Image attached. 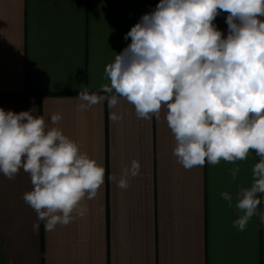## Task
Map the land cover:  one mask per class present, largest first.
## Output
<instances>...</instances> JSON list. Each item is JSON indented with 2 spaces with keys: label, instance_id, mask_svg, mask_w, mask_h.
<instances>
[{
  "label": "crops",
  "instance_id": "0c3cea01",
  "mask_svg": "<svg viewBox=\"0 0 264 264\" xmlns=\"http://www.w3.org/2000/svg\"><path fill=\"white\" fill-rule=\"evenodd\" d=\"M159 0H0V108L32 110L60 127L105 168L97 196L82 202L83 217L46 231L23 200L32 190L23 171L9 180L0 174V264H264V225L253 216L244 231L236 193L253 182L259 162L184 169L173 156L175 138L165 120L138 119L121 99L110 110L105 100L78 110L84 88L105 95V67L131 43L124 37ZM227 13L214 23L227 36ZM123 114L121 121L109 112ZM62 114L58 125L51 116ZM140 174L120 189L119 178L132 160ZM239 167L233 180L231 169ZM233 196L232 206L221 193ZM264 211V195L258 194Z\"/></svg>",
  "mask_w": 264,
  "mask_h": 264
},
{
  "label": "clouds",
  "instance_id": "9594fccd",
  "mask_svg": "<svg viewBox=\"0 0 264 264\" xmlns=\"http://www.w3.org/2000/svg\"><path fill=\"white\" fill-rule=\"evenodd\" d=\"M221 12L227 13L226 37L214 23ZM129 38L105 67L110 81L101 85L105 95L84 88L77 95L78 110L105 100L112 110L123 99L138 119L159 120L165 108L175 138L173 156L186 170L243 161L254 151L260 160L251 186L236 193L233 227L244 231L256 215L264 225V211L258 212V194L264 195V0H159L127 32L124 39ZM62 118L53 114L51 125ZM123 118L109 112L114 122ZM140 167L134 159L119 178L108 179L127 189ZM21 169L32 184L23 200L46 231L83 217L88 208L82 202L97 196L105 178L103 165L60 127L32 110L0 108V174L13 180ZM239 170H230L233 180ZM221 195L232 206L233 196Z\"/></svg>",
  "mask_w": 264,
  "mask_h": 264
}]
</instances>
